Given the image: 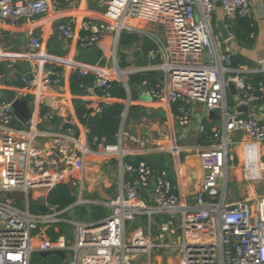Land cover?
Listing matches in <instances>:
<instances>
[{"label": "built area", "instance_id": "obj_1", "mask_svg": "<svg viewBox=\"0 0 264 264\" xmlns=\"http://www.w3.org/2000/svg\"><path fill=\"white\" fill-rule=\"evenodd\" d=\"M77 1L0 0V24L21 27ZM97 2L104 9L103 17H71L60 22L57 31L62 38L75 42L81 50H91L109 39L117 43L123 32L140 33L135 26L138 23L157 26L162 30V38L156 31H147L145 36L157 46L161 62L154 69L163 80L149 87L147 95L161 108L171 110L182 128L191 125L195 104L205 107L208 119L209 112L216 113L215 119H210L212 122L220 120L211 129L206 145L198 150L200 177L193 200L166 175H156L147 162L137 166L123 164L124 171L137 176L138 185L122 183L120 194L109 204L111 213L89 223L63 222L74 227V243L70 244L66 235L61 234L38 251L63 252L64 261L71 257L68 264H264V198L229 200V174L237 159L234 134H245L259 148L261 166L258 172L245 169V178L257 180L258 174L264 179V122L254 115L234 113L227 102L231 84L238 92L239 104L251 109L264 101V78L257 83L250 79L256 74L264 76V58L257 68H233L231 56L221 52L213 29L218 5L226 20L232 22L250 17V0ZM40 45L39 38L33 37L27 47L36 51ZM35 55L29 53L28 57L35 62L32 79L22 77L23 87L14 98L23 100L31 92V107L61 81L56 71L41 67L40 58ZM79 71L96 76V90L106 92L114 80L124 84L115 69L108 70L113 80L98 67ZM94 111L100 113L101 108ZM54 118L53 111L41 117L46 122ZM14 119L12 103L0 101V264H31L35 251L33 232L41 226L48 230L62 223L59 216L71 210L59 211L49 205V193L60 184L82 190L79 176L85 170L90 151L71 134L73 120L67 121V132L52 134L49 145L38 148V133L33 129L14 131ZM104 147L106 151L119 152L118 146ZM141 192L151 195L146 199ZM16 195L22 196L20 204L12 198ZM33 198L39 199L50 212L40 213ZM142 217H148V228L139 226L128 232L127 224ZM172 251L177 252L176 259Z\"/></svg>", "mask_w": 264, "mask_h": 264}, {"label": "crops", "instance_id": "obj_2", "mask_svg": "<svg viewBox=\"0 0 264 264\" xmlns=\"http://www.w3.org/2000/svg\"><path fill=\"white\" fill-rule=\"evenodd\" d=\"M250 2V19L257 27L256 35L252 37L254 39L252 46L245 47L237 43L220 5L217 6L213 22V24H216L217 29L220 22H223L229 29L230 34L233 36L230 44L222 41L219 29L218 34L215 36L221 52L243 58L245 65L242 68H257L260 60L264 58V5L262 0H250ZM103 12L104 9L97 0H79L73 4L65 5L57 13L29 21L21 27L0 24V75L2 77L0 101L7 100L9 96L15 98L18 91L23 87L22 77L31 74L35 62L28 58L29 53H36L34 57L40 58L41 67L56 71L60 75L59 85L46 90L45 97L42 100L40 99L39 105L36 103L37 101L34 102L31 107L32 118L23 130L33 129L36 131L38 135L35 146L43 148L49 145L52 134L67 132L68 120L75 121V126L71 131L72 133H70L86 144L90 153L86 158L85 170L79 176L83 182L82 190L79 188L76 190L77 201L71 210L77 206L89 208L92 212H95L91 216L95 221L102 220L111 213L109 204L120 194L123 182L130 181L135 186L138 185L137 176L124 171L122 168L123 164H126L125 158L127 157L144 158L156 175H166L178 185L187 198L193 200L198 190L200 177L198 150L202 149L207 143L208 137H205V132L208 129L211 131L214 126V122L206 118L204 114L205 107L201 104H195L191 125L187 128L180 127L175 121L171 110H165L161 108L158 102L148 100L149 84L145 82L142 86L137 87L134 94L130 90V96L128 95L125 101L126 109L124 113L127 111V114L121 124L118 142L115 145L118 146L119 152L106 151L104 146H100L97 151L89 147V130L79 121L75 111V102L77 100L88 102L91 104V110L94 111L107 100L99 93L100 90L94 88L95 86L88 88L84 95L72 94L70 79L74 71L98 67L101 58H96L95 48L101 49L107 59L105 70L98 67L99 70L105 72L112 69L109 68L110 58L106 52L109 41H104L106 44L102 48L97 46L91 50H81L75 42L66 41L62 38L57 31V25L71 17L101 19ZM135 26L138 29L140 26H146L147 31L158 30L161 33L159 37H163L162 30L157 26L146 23H138ZM152 27H154V30L150 29ZM133 33L137 34L139 32ZM33 37L39 38L41 42L36 51L27 47ZM146 42V60L147 63L152 61L150 67L137 69L130 74L146 73L148 79L157 76L160 82L162 76L154 69L161 62L157 46L153 42L147 40ZM120 48H123L125 53L126 48L129 47ZM122 74L124 75V73ZM252 77L251 80H253ZM231 96L233 97V103L230 108L234 113L241 116L254 115L264 122V101L257 107L249 109L248 114H243L237 112L240 105L239 96L233 94ZM23 99H27L31 104L34 101V96L30 92ZM46 100L47 104L45 103ZM41 103L42 105H40ZM131 106L142 109V118L128 119ZM47 111L55 113L52 122L41 119ZM202 127L204 131H201ZM12 129L18 131L14 127ZM233 137V151L237 159L236 167L230 171L229 175L230 185L236 187L238 194H229V200L230 202H237L242 199L252 200L260 196L258 193L259 179H246L244 170L253 169V171L258 172L261 166L259 148L251 144L243 133H236ZM137 141L142 143H137ZM256 176L259 178L258 174ZM150 195V193L141 192L143 198L148 199ZM106 210L109 211L107 215Z\"/></svg>", "mask_w": 264, "mask_h": 264}, {"label": "trees", "instance_id": "obj_3", "mask_svg": "<svg viewBox=\"0 0 264 264\" xmlns=\"http://www.w3.org/2000/svg\"><path fill=\"white\" fill-rule=\"evenodd\" d=\"M230 25V31L234 35L235 40L241 46L250 47L254 43V35H256L257 27L255 23L248 18H237L232 22H228ZM140 36L135 33L123 32L119 39V47H130L140 41ZM94 49V48H93ZM95 55L97 59L104 57V52L95 48ZM231 66L233 68H239L245 65V61L240 56L230 57ZM121 68H126L127 63L125 62V56H122ZM149 77L146 74L137 73L130 75L128 79V85L131 92L134 94L137 87L142 86L145 82L149 84V87H153L159 83L157 76ZM264 76L256 74L252 77V81L257 83ZM96 76L93 74L82 75L79 70L74 71L70 79L71 92L74 95H84L87 89L94 86ZM98 92V91H97ZM128 98V92L124 84L120 80H114L109 83L106 88L107 100L101 105V112L94 113L91 110V104L88 102L77 100L75 102V111L79 121L89 130L88 133V145L89 147L97 151L100 146H115L118 142V136L122 124L123 113L126 109L125 101ZM176 111V107L173 108ZM142 109L137 106H131L128 112V119H139L142 118ZM207 135V136H206ZM211 131L209 129L205 132V137H209ZM146 162L142 157H127L125 163L133 166H137L140 162ZM13 199H17L19 204L22 200V196H12ZM77 201L75 195L72 194L70 188L66 184L58 185L52 190L48 197L47 202L49 205L56 207L59 211H64L73 206ZM74 209L85 210V207L77 206ZM71 211V210H69ZM69 211L65 212L68 213ZM62 226L57 224L51 226L47 230V236L49 241L56 240L61 234L62 229L57 230L58 227ZM41 259L44 264L48 262V258L43 260L40 255L37 256ZM63 259L60 257H53L50 264H63ZM32 264V259H31Z\"/></svg>", "mask_w": 264, "mask_h": 264}, {"label": "rangeland", "instance_id": "obj_4", "mask_svg": "<svg viewBox=\"0 0 264 264\" xmlns=\"http://www.w3.org/2000/svg\"><path fill=\"white\" fill-rule=\"evenodd\" d=\"M149 27V26H148ZM146 26H140V28L138 30H140L139 34L141 40L138 43H135L134 45L130 46L129 48H126L125 53L123 48L119 47V40L117 41V43L115 42L114 39H109V42L107 43V54L110 58V62H109V68L115 69L116 65L115 63V58L117 61V56H125V62L127 63V67L126 68H121L120 67V63L118 64V69L122 72H127L125 75V80L128 81L129 77H130V73L140 69V68H145V67H150V64L152 61H149L147 63V50H146V40L152 42L151 40H149V38H147L145 36V32H147V30L145 29ZM154 27L150 28L153 29ZM157 29V28H156ZM213 29H214V33L215 35L218 34V29L216 28V24H213ZM154 30V29H153ZM149 31V30H148ZM151 31V30H150ZM157 34L159 36H161L160 31H156ZM120 39V38H119ZM143 74V73H142ZM146 74V73H144ZM119 78L120 76L118 74H116ZM147 75V74H146ZM228 106L230 108L231 104L233 103V97L231 96V94H228ZM231 109V108H230ZM220 119H218L215 123H217ZM258 193L260 195V197L264 198V179L261 178V176L259 177V183H258ZM229 194H234L237 195L238 194V190L236 189V187L234 185H230L229 187ZM3 195L0 194V199H2ZM8 198L10 196H7ZM21 208H23L22 206H20ZM32 211L35 212V207L33 206ZM106 215L108 214L109 211L106 210ZM93 213L89 208L83 210H78V209H72L71 211H69L66 214L60 215L59 219L62 221V223H60L62 226L58 227L57 230L62 229V234H65L66 237L68 238V240H70V244L74 243V227L72 225H70L69 223H63V222H71V223H89V222H94L95 220L93 218H91V216L93 215ZM99 219V218H97ZM139 226H144V228H148V217H142L139 218L136 222H134L133 224L128 223L127 224V230L128 232L132 229V228H137ZM43 230H45V232L43 233ZM33 237H34V241H33V249L35 250L33 252L32 255V264H44V262L41 259H38V255H40V252L38 251L39 249L45 247L49 240H48V236H47V230L46 227L41 226L37 231L33 232ZM72 254V253H70ZM172 257L174 259H176L177 257V252L176 251H172L171 252ZM55 256H49L48 258V262L46 264H50L52 261V258ZM70 256L63 262V264H68V262L70 261ZM164 264H167L166 262Z\"/></svg>", "mask_w": 264, "mask_h": 264}, {"label": "water", "instance_id": "obj_5", "mask_svg": "<svg viewBox=\"0 0 264 264\" xmlns=\"http://www.w3.org/2000/svg\"><path fill=\"white\" fill-rule=\"evenodd\" d=\"M218 29H219L222 41L224 43L226 42V43L230 44V40L232 39L233 36L230 34L229 29L224 25L223 22L219 23ZM104 44H106V43L105 42H100L98 44V46L102 48ZM121 59H122L121 56H117V61L115 63L117 68H118V64L121 63ZM106 65H107V59L105 57L101 58L100 61L98 62V67L101 70H105ZM104 73H105L106 76L109 77L108 71H105ZM27 78L32 79V75L28 74ZM109 78H110V80H113L111 77H109ZM120 79L124 82V85H125V87L127 89L128 95L130 96V88H129V85H128V81L125 80V78H122L121 76H120ZM229 90H230L231 94L238 95V92H237L234 84H231L229 86ZM99 93L102 95L103 98H105L106 92H105L104 89L100 90ZM147 98H148V100H152V98H150L148 95H147ZM7 101L12 103L13 108L15 110V119L12 122V127L16 128L18 130H22L24 128V126H26L30 122V120L32 118L31 104L29 103V101L27 99L18 100V99H14L13 96L7 97ZM237 112L238 113H243V114H248L249 107L247 105L240 104L238 106V108H237ZM126 114H127V111L123 115V118H122L123 121L122 122H124V118L126 117ZM204 114L207 115V110L206 109H205V113ZM208 116H209L210 119H215L216 113L215 112H209ZM55 153H56V155L59 158L62 157L61 154L58 151H55ZM262 161L264 162V155L262 157ZM68 187L70 188L72 194L75 195L76 194V188L70 187V186H68ZM152 188H154V187L152 186ZM33 202L35 204H37V210L40 213H44L45 214V213H49L50 212L45 205L41 204L39 199L33 198ZM74 206L75 205L71 206L70 208H73ZM40 256H41L42 259L45 260L49 256H55V257L63 258L64 254H63V252H60V251H54V252H52V251H44V252H40ZM165 256L167 257L168 254H165Z\"/></svg>", "mask_w": 264, "mask_h": 264}, {"label": "bare ground", "instance_id": "obj_6", "mask_svg": "<svg viewBox=\"0 0 264 264\" xmlns=\"http://www.w3.org/2000/svg\"><path fill=\"white\" fill-rule=\"evenodd\" d=\"M114 72H115L116 74H118L119 76H121L122 78H125V72H121L118 68L115 69ZM122 73H124V75H123Z\"/></svg>", "mask_w": 264, "mask_h": 264}]
</instances>
